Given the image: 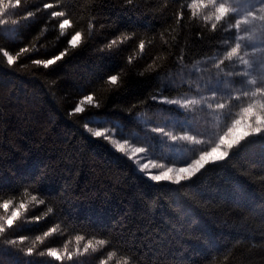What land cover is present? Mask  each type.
Wrapping results in <instances>:
<instances>
[{
	"label": "trees",
	"instance_id": "16d2710c",
	"mask_svg": "<svg viewBox=\"0 0 264 264\" xmlns=\"http://www.w3.org/2000/svg\"><path fill=\"white\" fill-rule=\"evenodd\" d=\"M45 3L53 7L44 9ZM193 3L23 0L8 11V24L0 26V49L16 55L28 47L29 52L9 66L0 51V204L11 201V210L23 202L28 210L22 212L21 227L0 237V264H62L46 255L27 256L24 250L83 252L88 241L95 245L99 239L107 243L77 257L76 264H264V139L243 142L225 160L174 184L150 181L133 160L84 127L101 125L93 120L99 117L144 140L152 131L138 116L171 111L159 98L184 94L193 78L195 84L201 75L209 79V72L220 71L216 64L235 46L236 36H245L246 25L229 28L241 17L231 14L223 28L212 30L203 9L188 7ZM27 11L35 15L25 20ZM52 11L66 15L52 18ZM61 19L70 20L64 38ZM75 31L82 34L76 50L47 69L32 63L65 50ZM123 36L129 38L125 43L106 47ZM242 44V52L255 48L254 56H264L259 32ZM196 65L201 67L197 75L176 83L179 73ZM221 68L234 70L228 61ZM254 70L258 77L259 65ZM218 73L231 88L230 97L248 86L244 77ZM109 75L118 76L117 85L107 82ZM86 95L100 107L85 102L83 113L70 115ZM230 101L231 109L243 103ZM33 196L45 203H36ZM53 227L56 232L44 237Z\"/></svg>",
	"mask_w": 264,
	"mask_h": 264
},
{
	"label": "snow or ice",
	"instance_id": "6c2138e0",
	"mask_svg": "<svg viewBox=\"0 0 264 264\" xmlns=\"http://www.w3.org/2000/svg\"><path fill=\"white\" fill-rule=\"evenodd\" d=\"M129 4L132 3V0H127ZM23 0H0V16L6 15L10 9H17L21 7ZM256 3H259L260 7L255 9L254 4L249 3V0H244L243 4L238 2L236 7L229 6L225 2H220V0H195V3L188 5L189 8L192 9H203L207 14L203 16V20L205 23H211L212 30H216L218 27L223 28L224 24L228 22L233 17L231 14H240L243 12L242 18L236 20L235 24H228L229 28L240 29L241 25H253L254 22H259L258 27H254L253 31H257L260 33V36L264 38V0H256ZM53 5L49 3H45L43 5L44 9H50ZM211 9V11H209ZM259 13V14H258ZM35 15L32 11H27L26 15L23 19L27 20L32 18ZM66 14L63 11H52L51 17H64ZM197 13L194 11L193 16L195 17ZM8 22L5 19L0 18V26L7 25ZM11 24L14 26H19L20 21L12 20ZM59 30L60 37H66L65 30L70 27L69 19H61L59 22ZM91 28L92 25L90 24ZM15 31V29H13ZM245 36H236L235 46L230 47L224 54L222 60L216 64V67L220 69L221 72H224L225 75L229 77H244V83L250 85L254 88V91L242 90L239 95L236 97H230V99H235L237 101L243 102L244 100H249L250 102L246 103L240 109L239 118L233 119L231 121V126L228 127L227 132L224 135H221L216 141L215 145L210 149V151H201L199 156L196 159H193L190 163L186 160L181 161L184 166L182 167H164L160 164H152L154 169L163 168L164 170L159 171L158 174H152L148 172V165L143 162H139V171L142 173H146L150 181L153 182H161V181H170L174 184H180L182 181H187L197 173H199L202 169L205 168L206 165L210 163H215L217 161H223L229 157L230 152L237 149L243 142H247L253 138H261L264 139V56L253 59L256 49L253 48L252 53L242 52L244 40H251L252 35L248 33L247 29H244ZM81 32L75 31L74 34L67 38L66 44L67 47L65 50L60 51L58 55L52 56L50 59H36L33 60L32 63L39 66L43 65L44 68H49L50 66L55 65L57 62L61 61L69 52V50H76L78 46L81 45ZM129 38L127 36L116 37L109 41L107 44L108 49H112L114 46H118L120 44L125 43ZM227 43V42H225ZM139 48L141 52H143L146 48L145 41L141 40L139 43ZM3 52V56L6 57L7 65H13L16 60L20 57L21 54L28 53V47H22L19 49V52L16 55L9 54L8 51L0 49ZM228 61L233 64V71H227L221 68V65ZM239 62V65L243 66L242 71H236V62ZM131 62V58H130ZM259 65V75L258 77L248 78L251 75V72ZM259 81V83H258ZM107 82L111 85H117L118 76L117 75H109L107 76ZM228 84H225V87H228ZM219 93L217 91L212 92L213 98L216 97ZM259 96L260 100L257 101L255 98ZM157 97L155 95L152 96V100L155 101ZM87 102L89 105L93 107H100L99 104H93V96L86 95L83 99L75 105L71 114L83 113L85 108L82 105ZM162 103H166L169 105H176L178 109H189L193 106H202L206 101L204 98L201 99H184L183 101L178 99H167L161 98ZM227 107V102L225 103H216L215 109H213L212 103H207L208 109L213 110H223ZM97 123H103V121H96ZM84 127L91 134L92 137L102 138L105 141H108L110 144L114 146V149L119 153L125 154L128 159L134 160L136 154L144 153V147H132L129 145V140L125 139L122 142L119 139H112L114 133L110 129L105 128H91L88 127L86 123ZM153 133L159 134L161 137H167L168 140L172 142L176 141H190L192 144H199L200 141H197L194 136H190L185 132L183 136L173 135L171 133L165 132L164 127H156L151 130ZM133 139H138V137H133ZM144 139H147L145 137ZM177 156L182 155V153H176ZM32 200L38 204L45 203L43 200H39L37 196H33ZM11 201L4 200L2 204H0V208L5 210V215L0 216V237L5 236L9 231H12L16 228L21 227L22 222V212H27V206L25 203L21 202L18 207L9 210V206ZM49 213H53L54 209L49 208ZM35 222H39L41 217L37 216L34 218ZM31 223L32 221H27ZM56 232V228H49L48 231L43 233L44 237H49L53 233ZM25 237H19V240L22 242ZM82 239L81 236H76V240L80 241ZM37 241L41 240L40 236L36 237ZM7 244L14 245L17 243L16 240H7ZM107 243L104 239H99L95 242V245L92 241H88L83 247V252L77 248L75 251H69L67 248L64 249L63 252L57 251L55 248H47L46 251L37 252L34 247H29L25 251V255L32 256L34 254L44 257L45 255L49 258L54 259L58 262H71V264H76V258L84 255L92 249L96 250V245L103 246ZM111 256V253H109ZM100 264H105V261L101 260Z\"/></svg>",
	"mask_w": 264,
	"mask_h": 264
},
{
	"label": "rangeland",
	"instance_id": "374dc122",
	"mask_svg": "<svg viewBox=\"0 0 264 264\" xmlns=\"http://www.w3.org/2000/svg\"><path fill=\"white\" fill-rule=\"evenodd\" d=\"M220 2H225L229 6L236 7L238 2L243 4L244 0H220ZM249 3L254 4L255 9L260 7L259 3H256V0H249ZM238 15L241 16V19L243 12L241 11V13ZM6 16H8V13L6 15L0 16V18L7 21L8 17ZM257 23L259 22H254L253 25H246V29L248 30V33L252 35V38L256 37V31H253V29ZM251 58L256 59L259 58V56L257 54ZM236 64L241 66L239 65L238 61ZM200 68L201 67L199 65H196L194 67L185 69L176 77V83H188L191 75H197L201 71ZM242 70L243 66H241V71ZM218 72L220 71L217 70L213 73L207 72L209 75H211L209 79L200 74L201 77L196 79L197 81L195 84H193L195 82V79L193 78V86L189 88V91L172 98H167L178 99L181 101L184 99L199 100L204 98L206 102L202 106H193L189 109H178L176 105L164 103L171 107V111L156 113L155 115H157V117L154 116V118L153 116L150 118L144 116L143 114L138 116L146 128L150 127L152 130L156 127H164L165 132L177 136H183L185 132H187L188 135L194 136L197 141H200L199 144L194 145L190 141L172 142L168 140L167 137H161L159 134L153 132L151 133L150 131H147L144 134L147 139L139 141L138 139H133V137H143L142 135H138L137 132L125 130L121 125H119L118 122H106L103 118L99 117L93 118L94 123H97L96 121H103L105 123H100L101 125L94 124V127L92 128L100 127L110 129L114 133L112 139H119L121 142L127 139L129 140V145L132 147H144L145 152L136 154L133 160L138 170L139 162L147 164L148 172H151L152 174H158L159 171L164 170L163 168L154 169L152 167L153 163L163 165L165 168L169 166L182 167L184 165L181 161L186 160L188 163H190L193 159H196L199 156L201 151H210V149L215 145L216 141H218L219 137L227 132L228 127L231 126V121L233 119L239 118L241 107L250 102L249 100H244L243 103L237 106L236 109H231V88L225 87L226 83L221 74ZM254 74L255 70L251 72L249 78H254ZM243 90L254 91V88L248 85L247 88ZM213 91H217L219 93L214 98L212 96ZM255 99L259 101L260 97L257 96ZM159 100H161V98H159ZM225 102H227V107L225 109L213 110L215 109L216 103ZM207 103H212L213 109H208ZM152 122H154L153 125H150ZM111 146L114 148L112 144ZM176 153H182V155L177 156ZM143 174L147 176L146 173ZM13 208L16 207H12L11 209Z\"/></svg>",
	"mask_w": 264,
	"mask_h": 264
}]
</instances>
